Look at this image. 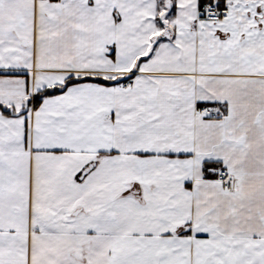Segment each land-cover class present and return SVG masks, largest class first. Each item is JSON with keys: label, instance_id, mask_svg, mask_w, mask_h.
Listing matches in <instances>:
<instances>
[{"label": "snow or ice", "instance_id": "6c2138e0", "mask_svg": "<svg viewBox=\"0 0 264 264\" xmlns=\"http://www.w3.org/2000/svg\"><path fill=\"white\" fill-rule=\"evenodd\" d=\"M0 264H264V0H0Z\"/></svg>", "mask_w": 264, "mask_h": 264}]
</instances>
